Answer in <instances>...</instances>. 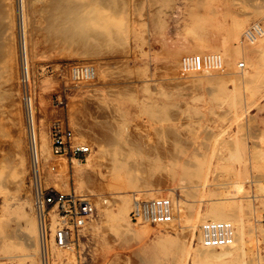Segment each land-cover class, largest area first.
<instances>
[{
	"label": "rangeland",
	"instance_id": "1",
	"mask_svg": "<svg viewBox=\"0 0 264 264\" xmlns=\"http://www.w3.org/2000/svg\"><path fill=\"white\" fill-rule=\"evenodd\" d=\"M262 1L209 0L208 3V0H203L201 3L204 7L197 10L202 16L206 14L210 16L204 43L196 41L189 34L194 27L189 12L196 6V0H122L118 1L119 3L113 0L109 8H112V5L114 8L115 5V11L119 8V4L125 5H122L125 9H117L116 12L119 14H116V18L112 16L116 12L111 15L114 11L106 10L113 19V28H116L114 35L116 36L118 31L122 36H116L117 39L114 37L117 41L107 39L109 43H106V38L103 40L104 36H99L100 38L95 39H98L97 41L101 44L97 41L96 45L90 42L85 47L87 49L82 46L79 48L56 43L38 26L40 30L37 35L38 44L32 52L30 40L27 42L29 45L26 46L29 75L24 84L26 94L31 98L36 134L43 133L50 145V128L54 123H59L69 128L82 144L91 147L90 156L82 163L70 159L58 160L50 152L45 162L40 160L38 166L42 188L62 193L88 195L93 199L95 214L77 238L74 252H71L75 263L73 261L71 264H190L189 255L185 252L188 241L193 249H202L198 239L199 227L205 222H212L206 211L207 205L216 199L227 200V198L244 204L242 211L248 213L247 217H245L246 214L244 215V221L247 222L246 224L252 223L253 227H250L248 233L230 247V251L222 259L227 264H264V227L260 223L264 214V191L261 192L255 187V184L259 182L264 188L262 172L264 157L261 155L262 151V154L264 153V58L260 62L261 66L259 65L261 71L258 69L259 73L256 77L254 76L251 78L253 80L250 79L251 81L248 80V82L231 78L224 68L218 72L202 71L186 75L182 74L180 69V61L184 56L214 53L221 55L220 39L222 40L221 37L225 35L224 29L231 25L229 23L232 19L241 20L243 26L236 41L233 38L228 45L234 47L244 43L240 45L243 49L251 47L252 44L249 42V45L248 41L242 37L251 25L259 24L264 29V7L260 8L257 14L255 12ZM14 9L16 8L11 7L12 13L10 10L8 12L13 14L8 15L11 18L8 17L11 36V38L9 36L8 45L11 46L0 55V156L6 164V169L4 168L3 171H5L2 173L6 179L3 183L0 182V186L4 187V190L0 188V198L2 193H6L10 203H13L11 216L8 215L9 220L23 225L24 213L28 214V217L31 216L30 219L32 218L34 224H37L38 219L32 203L33 182L29 174L30 160L27 152L25 114L21 100L22 88L18 79L21 76L20 58L22 57L19 51L20 36L15 29L16 10ZM216 26L220 30L215 28ZM121 27L124 32L120 31ZM216 29L219 31L216 32ZM118 39L124 41L119 42ZM237 41L241 43L238 44ZM88 47L91 48L88 49ZM80 49L87 52L93 49L96 54L93 56V51H91L92 54H87L83 50L87 56L81 53ZM249 57L247 56L248 59ZM221 58L224 59L223 56ZM244 58L245 56L236 57L228 71L237 74L249 71L247 58ZM75 65L91 66L94 78L87 83L71 82L69 69ZM241 65L243 67H240ZM130 94L133 96L131 97ZM235 99L237 101L242 99L239 101L241 104L236 103ZM148 103L153 108H150ZM153 104H156V107ZM144 108L147 115L150 114L148 109H152L151 111L156 114L154 116H157L156 120L152 116L145 115ZM157 111L159 113L165 111L170 121H166L168 117L163 118L166 116L163 115L165 113L160 115L156 113ZM160 116L162 119H158ZM108 128L111 129L108 131ZM107 131L115 134L122 131L119 133V143H124L125 138L129 140L143 137L140 140L147 142V148L150 151L148 156L157 157L160 160L161 163H157L158 167L163 166L159 169L160 171L164 166L168 169L173 162L174 168L176 163L179 166L190 167L189 169L187 166L185 172L175 170L178 177L185 176L182 177L183 181L179 179L180 177L175 181L177 177L175 175V177L171 176L174 178L173 181L166 170L156 171V173L148 172V175L154 173L150 176L145 174L147 172L142 174L136 172L138 177H144L138 180L139 182L144 180V185L139 183L142 187L126 193L130 195V206L134 194H141L144 198L162 197L171 200L175 211L173 221L168 226H148L150 233L146 243L148 245L158 239L170 238L178 241L180 247H177V250L172 249L171 252L159 254L154 257L156 259L143 252V255L139 253L137 257L136 246L139 247L142 242L134 239L139 244L133 243L130 240L132 238L129 239L128 236V239L123 236L125 240L124 238L122 240V235H118L120 231L117 233L110 231L108 226L111 224L103 216L102 209L112 207L121 192L108 186L112 162L110 160L114 159L115 153L112 149L109 150L111 147L106 143L110 139L117 138V135L113 136L115 134L110 132L107 136ZM110 136L113 137L110 138ZM100 145L103 146H101L102 149L98 148ZM104 145L106 149L107 146L109 148L106 150ZM239 148H242L243 153ZM238 152L242 156L238 155ZM20 155L26 158V173L23 174H20L22 172L17 165ZM148 156L140 163L141 167L144 166L142 163L147 165L151 162ZM87 160L91 163L88 164ZM194 166H198L203 171L197 173L200 175L195 177L193 174L196 170L193 169L196 167ZM52 167H57L56 171H52ZM258 168H261V171ZM18 171L21 176L17 177ZM186 172L187 175L193 173L191 181L186 180L189 178ZM237 182H240L241 186H235L234 183ZM4 196L6 195L3 194ZM254 211L256 213H253ZM8 219L5 215L4 222L9 223ZM128 222L133 229L143 226ZM113 233L117 235L114 236ZM2 241L3 239L0 240V244L3 243ZM127 241H130L128 243L130 248L136 247L133 251L131 248V252L129 247L124 245ZM36 245L30 250L35 252L36 256L33 257L35 264H41L39 241ZM71 253H66V258L64 253L62 260L71 258L69 257ZM62 262L65 264V261ZM0 264H10L5 261L1 253Z\"/></svg>",
	"mask_w": 264,
	"mask_h": 264
},
{
	"label": "bare ground",
	"instance_id": "2",
	"mask_svg": "<svg viewBox=\"0 0 264 264\" xmlns=\"http://www.w3.org/2000/svg\"><path fill=\"white\" fill-rule=\"evenodd\" d=\"M112 1L113 0H13V2H14L13 5L15 6L14 7L12 5V0H0V55H2V51L5 52V51L9 50V47L11 46V45H8V41L10 42V40H9V36H10L9 29L10 28L8 25L9 24L8 23V17L10 18V16L13 15V14H11L13 9L10 10V8L11 7L16 8V9H14V10H16V12L14 11L16 13V15H15L16 18L14 16L13 17L16 20L14 22L15 26H16V28H15L16 32L20 36V42H19V44H20L19 49L20 50L19 51L21 52L20 57H22V58L19 57L21 59L20 60L21 61V64H20L21 65L20 66V75L21 76L18 79L21 82V88H22L21 89L22 90V97H21L22 99L21 100L23 102L22 104H23V109H24V114H25V117H24L25 122L24 123H25V130H26V140H27V150H28L27 152H28V156H29L28 158L30 160L28 162L29 167H30L29 174L31 176V180H32V178L35 177V181H33V183L35 182V185L37 187L39 186L38 180L40 178V175L38 178L39 161L43 160L41 162H45L46 158L49 157L51 151H50V145H49L48 140L46 139L45 135L43 133H39V135L36 134L35 126H34V114H33L31 98L27 97L26 91H25V85L24 84L28 80V75H29L28 65H27L28 64V62H27L28 57L26 56L27 55L26 53L28 51V50L26 51V46L29 44L27 42H29V40H30V51L32 52L34 50L36 44H38V36L37 35L40 31V30H38V26L40 27V29L44 32V34L47 37H49L50 39H53L56 43L58 42L60 44L67 45V46L71 45L72 47L73 46L74 47L78 46L79 48L83 47L84 49H87L85 47L90 42H91L90 44L95 43V45H96V41L98 39L96 40L95 38H98L99 36H104L103 40L105 38H106V40L107 39L112 40V39H115L114 37H116V36L121 37L122 34L120 32L118 33V31H117V35L116 36L114 35L115 34L114 31L116 28L115 29L113 28L114 25L112 23L113 19H111V15L114 14L117 11V9L124 8L123 6H125V5L122 4L123 5L122 6L121 4H119L121 6L120 7L117 3L121 2L122 0L121 1L117 0L116 6L118 5L119 8H117L115 11L114 10L115 5H114V8H113V5H112V8L111 7L109 8V6H111ZM114 1L116 2V0H114ZM201 2L196 0V2H195L196 6H194L195 10H194V8L192 10L190 9L189 16L191 18V21L194 23V27L191 29L189 34L196 41H200V42L204 43V42H206L205 33L207 32V29H208V22L210 20V16H209V14H206L205 16H202L199 14V12H198L199 8L204 7V4H202ZM208 3H209V0H208ZM190 4H191V2H190ZM205 5H206V3H205ZM262 7H264V0L259 4V7L257 6V8L255 10L256 14L259 12L260 8H262ZM205 8L211 10L209 7H205ZM107 9L108 10L112 9V11H109V12H113V11L114 12L111 13V15H109L106 12ZM9 10L11 11V13H8ZM9 14H11V15L8 16ZM116 14L118 15L119 13L116 12L112 16L115 17V16H117ZM123 20H124V18H123ZM232 20H233V22H232ZM232 20H231V23H229V25L230 24L231 25L228 26L226 29H224L225 35L223 37H221L222 40L220 39L221 44H222V48H221L222 52L220 53L221 54L220 56L224 57V59H222L223 64H224L223 68L227 72V74H229L231 76V78L233 77V79L248 82V80H250L251 78H254V76L256 77L257 73H259L258 72V69L260 70L259 65L261 66L260 62L264 58V52H263L264 50H262V47L264 45V29H261V34H260L261 36L250 39V41H248V44H249V42L252 44L251 47L246 48V46H244L246 49H243L240 45H242V44L244 45V43H241L238 41H237L238 44L239 43H241V44L232 47L231 45H228L229 41H232L233 38H235L234 40L236 41V37L240 34L242 26H243L241 20H239V19H232ZM10 27H13V26L10 25ZM125 27H126V25H125ZM215 28L219 29L218 26H216ZM12 30H14V29H12ZM219 30H217L216 32H218ZM120 31L124 32V29L121 27ZM126 31H127V29H126ZM26 34H28L29 36H27ZM13 37H14V35H13ZM10 38H11V36H10ZM117 38L118 37H116V39ZM111 40H109V41H111ZM122 40H119V42L124 41V40L123 41ZM242 42H244V41H242ZM106 43H109L108 40L106 41ZM116 43H118V42H116ZM99 44H101V42ZM91 47H88V49ZM97 48H99V47H97ZM83 50H81V53H83L84 55H87V54L91 53V51H93V49L90 52H87L86 50H84L87 52V54H86V52H84ZM19 51H17V52H19ZM93 52H94V54H92ZM93 52L91 54L94 56L96 54L95 53L96 51H93ZM18 54L19 53H17V55ZM34 54H36V53L34 52ZM32 56L34 57V55H32ZM238 56H245V58H247V56L252 57V59H250V57H249V59L248 58L246 59L248 61V65L250 66L249 71L242 72L241 74H237V73H233V72L228 71L229 67H231L233 65L234 59ZM18 64H19V62H18ZM251 80H253V79H251ZM250 81H249V83H250ZM220 88H221V86L219 87V89ZM130 95H129V97H130ZM148 95H150V94H148ZM132 96L133 95H131V97ZM161 96H166V95L161 94ZM232 98H233V96H232ZM145 100H148V99H145ZM235 100L237 101V99H235ZM241 100L242 99H239V101H241ZM239 101H237L236 103H238ZM232 102H233V100H232ZM135 104H136V102H135ZM240 104H241V102H239V105ZM146 105H147V103H146ZM150 105L148 103V106L150 108H153ZM154 106L156 107V104ZM82 107H84V106H82ZM82 107H80V108H82ZM150 108L148 109V113H150V114L147 115L145 108H144V111H145L144 114L149 116V117L152 116L153 119L156 120L157 116H154L156 114H155V112L153 113L151 111L152 109L150 110ZM165 108H167V107L165 106ZM233 108H235V107H233ZM155 110H157V108ZM155 110H153V111H155ZM118 112H119V110H118ZM156 113L161 115V114L165 113V111L164 112L162 111V113L161 112L159 113V111H157ZM142 114H143V111H142ZM163 115H166V116H163L164 119H166V117H168V115L166 113ZM159 118H161V116L158 117V119ZM168 120L170 121L169 117H168V119H166V121H168ZM92 124H94V123H92ZM95 128H96V126H95ZM109 129H111V128H108V131H109ZM108 131L106 132V133H108V134H106L107 136H109L110 132L111 133L114 132L113 130H112L113 132L112 131L108 132ZM170 131H171V129H170ZM115 132H117V130H115ZM120 132H122V131H120ZM119 133H117V134L113 133V134H115L113 136L117 135V138L115 137L113 139H110V141L108 140V142L106 141L107 142L106 144L111 147L109 150L112 149L115 153L114 155L112 153V155L114 156V159L110 160L112 162H111V166H110V168H111L110 174L108 175L109 176L108 177L109 178L108 179L109 180L108 186H109V188L120 190V192H121V195L114 201V204H112V207H107L105 209H102L103 216H105L107 218L106 220H108L110 222L109 224H111L108 227L110 228V231H112L114 233H115V231H116V233L120 231L119 232L120 234H118V235H122L121 239L124 238L125 236L126 237L128 236L129 239L132 238L130 240L133 243L135 242L136 244L137 243L139 244V242H137L138 240L140 241V243L142 242L141 244H139L140 245L139 247L135 245L137 247V250H135V253L138 255L137 257H139V253L142 254V252L150 255L151 258H154V257H157L159 254L171 252L172 249L177 250L178 249L177 247H180V246H178L179 245L178 241L171 240L170 238L158 239V240L155 239L156 241H153L152 244L147 245L146 240H147V238L149 239V233H150V229L148 227L149 225L139 224V225H143V226H141L139 229L138 228L133 229V228H131V226L128 222V221H130L129 220V212L132 208V205L130 206V203H131L130 202V195H127L126 193L129 190L139 188L144 182V180L139 182L140 181L139 179H142L144 177H138L136 172L137 173L139 172L141 174H142V172H147V173H145L147 175H148V172H155L156 173V171L157 172L160 171L159 169H161L162 165H159V167L157 166V163L160 162V160L157 157L148 156V151H149V149L147 148L148 144H147V142L140 140V139H143V137L142 138L139 137L140 139L133 138V139H129V140L124 137L125 142L122 143L121 142L122 140H121L120 141L121 143H119L118 142V140L120 139ZM139 133H140V131H139ZM170 133H172V132H170ZM122 134H124V133H122ZM140 134H143L142 131ZM132 135H134L133 132H132ZM144 135H141V136H144ZM82 136H84V135L82 134ZM112 137L110 136V138H112ZM126 139H127V141H126ZM97 144H99V143H97ZM104 144H105V142H104ZM172 145H174V144H172ZM101 146L102 145L98 146V148H101ZM104 148L106 149V146ZM108 148L109 147L107 146V149ZM106 150H104V151H106ZM241 150H242V148L240 149V151ZM106 152H108V151H106ZM110 152L111 151H109V153ZM239 152H238V155L242 151L240 153ZM260 152H259V155H260ZM262 152H261V155H262V157H264V153L262 154ZM109 153H107V155H109ZM113 156H111V157H113ZM147 156L150 157L149 158L151 160V162H149L150 165L147 164L148 165L147 166L145 163H142L144 166L142 165L143 167H141L140 163ZM25 159L26 158L22 157V155H20V157L18 158L17 165L20 168V172H22L20 174H23L26 171L25 170V161H26ZM221 159L223 160V158H221ZM148 161L146 163H148ZM41 162H40V164H41ZM90 163L91 162L88 161V164H90ZM172 164L169 166L170 168L168 167V169H166V166H164V168L161 171L166 170L167 174L170 175V177L168 176L169 178H171V176H173V177L177 176V177H175V181H176V178H179L181 175L178 177V175H176L175 172L177 170L181 171V172L182 171L185 172L186 167L188 165H180L179 166L178 163H176V168H174L175 166L174 165L172 166ZM5 165L6 164H4V162L1 160V156H0V182L1 183H3L4 180L6 179V177L4 179V176L2 175V173L5 171V170L3 171V169L6 167ZM145 165H146V167H145ZM18 167H17V170L19 169ZM85 167H87V166H85ZM194 167H196V169H193V170H196V171H194V174L191 173L194 175V177H195V175H200L197 173L203 172V171H201L202 169H200L198 166H194ZM197 167L199 169L198 171H197ZM262 167H263V165H262ZM189 169H190V167H189ZM189 169H187L188 173H189ZM191 169H192V166H191ZM53 170H54V167H53ZM193 170L191 172H193ZM259 170L261 171V168ZM262 172L264 173V168H262ZM20 174L18 171L17 177ZM152 174H154V173H150V175H152ZM191 174L187 175V172H186V175L189 177L186 180L191 181V179L193 178L192 177L193 175H191ZM240 174H241V172H240ZM147 175H145V176H147ZM150 175H148V176H150ZM5 176H6V174H5ZM142 176H144V175H142ZM148 176L146 178L149 179ZM241 176H239V177H241ZM173 177L171 179H173V181H174ZM182 177H185V176H182ZM182 177H180L179 179H182V181H183L184 178H182ZM146 178H145V180H146ZM198 178H199V176H198ZM148 179H147V181H148ZM139 183L141 185H139ZM148 183H149V181H148ZM147 184H145V185H147ZM234 184H235V186H239L240 182H237ZM1 185H3V184H1ZM1 187L4 190V187L0 186V188ZM255 187L258 190H260L261 192L264 191L262 184L259 182H257L255 184ZM3 194H5L6 196L3 197ZM98 199H99V197H98ZM98 199L96 198V200H98ZM230 200H232V199H230ZM230 200L228 198H227V200L226 199H216L207 205L206 211H207L208 216L211 218L212 222H227V223H230L232 225V227H233V242L227 247L206 248L200 243V237H199L198 239H199V243L202 246V249L201 248L193 249L191 247L190 241H188V244L186 246L187 251H185V252H187V255H189L190 264H227V262L224 259H222V257L227 255L228 251H230V249H231L230 247H232L238 240L242 239L248 233L250 227L251 228L253 227L252 223H249V221H248L249 224H246L247 222L244 221V219H245L244 215L246 214V213H243L244 211H242L244 209V204L241 202H234L233 200L232 201H230ZM32 203H33V200H32ZM11 204H13V203H10L9 198L7 197V194L2 193V196L0 198V238L3 239V241H2L3 243L0 244V253H1L2 257H4L5 261H8L10 264H18V263L20 264L21 262H25L26 264H35V262H34L35 259L33 257L36 255H34L35 252H32L30 249L37 246L36 244H38V241H39L40 253H41V258H42L41 264H44L43 258H45V257L47 258V260H49L50 257L53 259V262H51V264H63L62 256L64 257V253H65V258H66L67 252H63V251L58 250L57 248H55L52 245L51 240L46 239V235L44 234L43 227L41 224V219L37 217V219H38L37 224H34V222L32 221V218L30 219L31 216L28 217L27 216L28 214L23 213V215H22V218L24 219L23 225H20V224L14 222L12 220H9L8 218L11 216V214H10L11 213V206H12ZM19 206H20V204H19ZM253 213H256V212L254 211ZM247 214L245 215V217H247ZM5 215H7V219L10 221L9 223L4 222V216ZM8 215H10V216H8ZM124 221H125V223H124ZM246 221H247V219H246ZM152 227H154V226H152ZM254 227L256 229V225ZM257 227H258V225H257ZM115 235H117V234H114V236ZM50 236H52V233ZM128 237H127V239H128ZM36 238H38V240H36ZM134 239H136L137 241ZM35 240L37 241V243L35 242ZM124 240H125V238H124ZM124 242H122V243H124ZM132 242H131V244H132ZM128 243H130V241L129 242L127 241L126 244H124V245L128 246ZM124 245H123V247H124ZM128 247H126V248H128ZM131 248H133L132 251L135 249L133 246ZM131 248L129 247L130 250L129 249H127V250H129L131 252ZM132 254H134V252ZM150 256H149V258H150ZM69 257H71V258L66 260V262H64L65 264H67V263L71 264L74 261L72 259V253ZM144 257H145V255H144ZM154 259H156V258H154ZM39 261H40V259H39ZM145 262H147L146 259H145ZM74 263H75V261H74Z\"/></svg>",
	"mask_w": 264,
	"mask_h": 264
},
{
	"label": "built area",
	"instance_id": "3",
	"mask_svg": "<svg viewBox=\"0 0 264 264\" xmlns=\"http://www.w3.org/2000/svg\"><path fill=\"white\" fill-rule=\"evenodd\" d=\"M261 29L259 24L251 25L245 31L243 39L250 41L260 36ZM222 68V58L215 53L187 55L180 61L181 73L185 75L202 71L218 72ZM69 73L70 81L77 84L90 82L94 78L93 69L89 65H75L69 69ZM49 141L51 154L58 160L70 159L82 163L91 154L89 145L82 144L69 128L59 123L51 126ZM51 169L55 171L57 168ZM33 181L35 177L32 178ZM38 185L37 187L33 183V207L37 217L41 219L46 239L48 233L47 240H51L55 248L72 252L77 238L94 214L92 197L44 189L40 185V179ZM173 212V204L168 198H143L141 194H134L129 220L135 225L168 226L173 220ZM260 223L264 227V214ZM199 234L200 243L206 248L227 247L233 242V227L227 222H205L199 227ZM62 261L66 262V259ZM47 262L51 264L53 259L43 258V263L48 264Z\"/></svg>",
	"mask_w": 264,
	"mask_h": 264
}]
</instances>
